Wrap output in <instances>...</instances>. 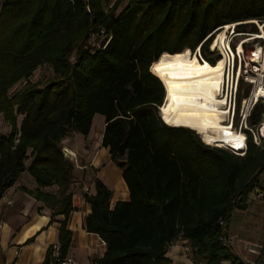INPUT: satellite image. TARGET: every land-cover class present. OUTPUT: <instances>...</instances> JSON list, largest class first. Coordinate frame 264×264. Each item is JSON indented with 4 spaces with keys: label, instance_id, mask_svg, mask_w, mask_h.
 <instances>
[{
    "label": "trees",
    "instance_id": "1",
    "mask_svg": "<svg viewBox=\"0 0 264 264\" xmlns=\"http://www.w3.org/2000/svg\"><path fill=\"white\" fill-rule=\"evenodd\" d=\"M250 19H264V0H0V113L10 126L0 134V197L27 171L36 186L20 188L50 209V222L62 216L57 256L48 246L37 264H57L68 253L75 165L60 141L86 135L96 113L128 198L110 207L111 191L98 177L94 193H83L90 204L84 229L105 243L92 264H172L166 251L179 239L193 264H245L221 238L250 191L264 189V148L248 139L237 155L166 124L164 88L150 65L163 52L198 46L213 64L208 47L216 34L204 37ZM43 65L53 76L31 81ZM258 118L256 106L250 122Z\"/></svg>",
    "mask_w": 264,
    "mask_h": 264
},
{
    "label": "crops",
    "instance_id": "2",
    "mask_svg": "<svg viewBox=\"0 0 264 264\" xmlns=\"http://www.w3.org/2000/svg\"><path fill=\"white\" fill-rule=\"evenodd\" d=\"M99 116L98 113L94 114L86 135L71 133L60 141L62 147L74 153L71 159L75 165V179L71 185L74 209L67 221L72 231L67 254L72 255L79 264H92V260L105 251V243L96 234L84 229L90 204L83 193H94L93 179L100 178L110 189V207L117 200L128 198L122 170L112 161L108 149L101 144L104 117ZM96 118L100 120V127L93 134V121ZM29 160H26V164ZM21 186L29 189L36 186L27 171L20 173L0 197V264H37L43 260L48 246L57 244L58 219L62 216L56 215L50 222V209L24 192ZM55 189L56 186H51L46 190ZM258 201L249 200L245 209H236L229 224L232 248L244 262L255 260L264 246V201ZM28 238L31 240L27 241ZM182 245L187 249L181 239L168 246L166 256L172 264L189 262L178 254Z\"/></svg>",
    "mask_w": 264,
    "mask_h": 264
},
{
    "label": "bare ground",
    "instance_id": "3",
    "mask_svg": "<svg viewBox=\"0 0 264 264\" xmlns=\"http://www.w3.org/2000/svg\"><path fill=\"white\" fill-rule=\"evenodd\" d=\"M232 25L235 24L227 23L221 27L216 43H225V37ZM245 37L241 36L240 39L244 38L242 41H246L248 38ZM238 50H241L240 45ZM258 56L256 51L252 58L256 59ZM158 65L161 66L159 73L154 70ZM150 71L161 81L164 88L159 112L167 124L194 130L206 144H243V133L234 131L226 122L227 111L222 108L224 99L219 96L224 58L218 57L211 64L206 59L200 60L197 54H189L187 49L176 53L163 52L151 63ZM173 96L176 97L175 100Z\"/></svg>",
    "mask_w": 264,
    "mask_h": 264
},
{
    "label": "built area",
    "instance_id": "4",
    "mask_svg": "<svg viewBox=\"0 0 264 264\" xmlns=\"http://www.w3.org/2000/svg\"><path fill=\"white\" fill-rule=\"evenodd\" d=\"M249 21L255 24L256 29L253 32L243 34V36H246L245 38H248L246 41H242L244 38H241L236 43L230 44L232 36L236 34L232 25L225 37L224 44L216 43L218 33H216L213 42L210 43L212 47L211 56L213 55L212 52L216 55V58L213 57L215 58L214 62L218 57L224 58L223 81L219 96L224 99L222 108L227 111L226 122L232 126L234 131L243 133L241 147L230 144L222 147L237 155L244 154L248 139L255 146L264 148V19H250ZM235 23L237 22L231 24ZM215 30L206 35L202 41L214 33ZM109 38L110 36L104 40L103 46L106 45ZM238 45L241 46V50H238ZM256 51L259 56L254 59L252 55ZM198 58L209 61L208 58L202 55L199 46ZM256 106H260L259 118L251 123L250 116ZM62 152L67 158L74 156L67 148L62 147ZM247 199L264 201V190L254 187L248 194ZM219 223H222V221L220 220ZM229 227L227 234L221 240L224 245L232 247V236ZM58 248V244L52 245V255L57 256ZM57 264L79 263L72 255L66 254L63 258L57 259ZM221 264H225V262L221 261ZM245 264H264V246L255 260L245 262Z\"/></svg>",
    "mask_w": 264,
    "mask_h": 264
},
{
    "label": "rangeland",
    "instance_id": "5",
    "mask_svg": "<svg viewBox=\"0 0 264 264\" xmlns=\"http://www.w3.org/2000/svg\"><path fill=\"white\" fill-rule=\"evenodd\" d=\"M108 2V0H106V3ZM123 5V4H122ZM121 5V6H122ZM120 6V7H121ZM243 23H246V26H244L243 28H238V30H237V28H236V24H238V22L237 23H235V25L233 26V29H234V33H236L235 35H233L232 36V38H231V41H230V44L232 43V44H234V43H236L237 42V40H239L240 39V37L241 36H243V34H245V33H247V32H253L255 29H256V26H255V24H253V23H251L250 21L248 22V20H245V21H242ZM253 25V26H252ZM224 26V25H223ZM221 27L222 26H220L219 27V29H216L215 30V32L213 33V34H216V33H218V31L221 29ZM238 33H240V34H238ZM209 51L211 52L212 50V47L210 46V44H209ZM198 49V48H197ZM197 49H195V51L194 52H191L189 49H187L188 50V52H189V54H197V56H198V50ZM212 58L213 57H215L216 58V55H215V53H213L212 52ZM215 58H213V59H215ZM209 62V61H208ZM210 63V62H209ZM53 76V71H52V69L48 66V65H43V66H41V67H39V68H37L35 71H34V73H33V75L31 76V81H33V82H36V81H38V82H40V83H45L48 79H50L51 77ZM258 111H260V106L259 107H257V113H258ZM160 113V112H159ZM100 116L99 117H101V114H99ZM161 116V115H160ZM98 117V116H97ZM20 118H21V115L20 114H17V124L19 123V121H20ZM162 120L164 121V119L162 118ZM165 122V121H164ZM166 123V122H165ZM167 124V123H166ZM169 125V124H168ZM171 126H173V125H171ZM99 127H100V120H99V118H96L94 121H93V134H95L97 131H98V129H99ZM9 130H10V126H9V124L8 123H6L4 120H3V118H2V115H1V113H0V134L1 133H8L9 132ZM194 131V130H193ZM194 133H196L195 131H194ZM197 134V133H196ZM199 137H200V139L202 140V138H201V136L199 135V134H197ZM203 141V140H202ZM209 145H211V144H209ZM223 146V145H222ZM65 148V147H64ZM70 151V150H69ZM73 153V152H72ZM74 154V153H73ZM74 158V156L72 157V158H69V159H73ZM73 162H74V160H73ZM260 182H261V186L264 188V169L262 170V172H261V174H260ZM259 188H261V187H259ZM262 189V188H261ZM262 190H264V189H262ZM258 202H262L261 200H259ZM178 254H180L184 259H186L187 261H189V262H186L187 264L189 263V264H193V262L191 261V259H190V257H189V254H188V250L185 248V246L183 247V245H182V247H181V249H180V251L178 252ZM174 262H178V261H174ZM191 262V263H190ZM175 264H179V263H175Z\"/></svg>",
    "mask_w": 264,
    "mask_h": 264
},
{
    "label": "snow or ice",
    "instance_id": "6",
    "mask_svg": "<svg viewBox=\"0 0 264 264\" xmlns=\"http://www.w3.org/2000/svg\"><path fill=\"white\" fill-rule=\"evenodd\" d=\"M166 67H172V65H166ZM154 70L159 73L161 71V66H159V65L156 66ZM173 99L175 100L176 97L173 96ZM169 122H171V121H169ZM235 146L236 147H241L242 145L240 143H237Z\"/></svg>",
    "mask_w": 264,
    "mask_h": 264
},
{
    "label": "water",
    "instance_id": "7",
    "mask_svg": "<svg viewBox=\"0 0 264 264\" xmlns=\"http://www.w3.org/2000/svg\"><path fill=\"white\" fill-rule=\"evenodd\" d=\"M163 97H164V96H163ZM160 115H161V114H160ZM161 118H163L162 115H161Z\"/></svg>",
    "mask_w": 264,
    "mask_h": 264
}]
</instances>
